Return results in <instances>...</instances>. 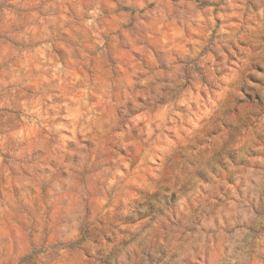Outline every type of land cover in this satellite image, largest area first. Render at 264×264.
Segmentation results:
<instances>
[{"label":"clouds","instance_id":"9594fccd","mask_svg":"<svg viewBox=\"0 0 264 264\" xmlns=\"http://www.w3.org/2000/svg\"><path fill=\"white\" fill-rule=\"evenodd\" d=\"M0 264H264V0H0Z\"/></svg>","mask_w":264,"mask_h":264}]
</instances>
